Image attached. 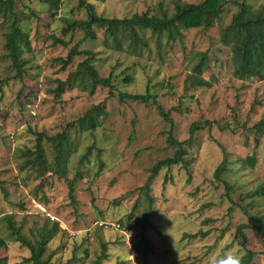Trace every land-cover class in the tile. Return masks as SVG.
I'll return each mask as SVG.
<instances>
[{
    "label": "rangeland",
    "instance_id": "obj_1",
    "mask_svg": "<svg viewBox=\"0 0 264 264\" xmlns=\"http://www.w3.org/2000/svg\"><path fill=\"white\" fill-rule=\"evenodd\" d=\"M84 1L82 6L80 0H62L59 7H53L43 0H17L16 8L31 43V50L24 54L28 63L23 78H12L16 71L7 57L0 29V79L10 78L0 92V236L7 237L2 218L8 214H14L19 224L26 220L24 231L29 236L30 229L47 217L56 218L64 231L48 246L54 264L69 261L75 248L78 259L74 264H92L104 241L109 257L102 264H226L230 255L242 257L245 250L235 241L236 227L251 221L248 214L264 213V197L248 196L264 184V135L251 129L264 117V81L233 76L230 50L219 41V26L182 30L181 40L173 46L164 44L160 51L156 36L150 30H140L148 43L143 56L114 47L112 39L106 41L104 28L92 26L94 37L86 36L81 27L69 29L72 22L89 18L88 4L94 5L99 16L129 18L145 12L160 15L162 10L172 14L178 0ZM251 2L259 5L264 0ZM236 11V5L227 4L223 24L229 23ZM55 38H63L69 45H55ZM75 45L95 53L93 64L102 76L113 74L115 95H109L110 88L99 86L95 94L69 88L59 101L55 99L52 90L56 80H66L88 57L77 55L62 70L57 58H66ZM198 52L207 53L209 68L204 75L212 85L187 89L185 80ZM125 70L132 77L131 83L124 80ZM148 90L166 111L172 110V122L161 116L153 100L149 104L119 101L118 92ZM104 100L108 117L102 126L93 132L69 130L78 152L69 161L67 177L72 179L82 172L75 183L73 204L67 181L49 172L39 177L29 167L22 170L20 166L34 155L21 156L19 150H35L37 135L33 131L55 135ZM205 120L210 123L205 124ZM194 122L200 124L187 155L190 173L181 165L162 169L148 194L144 185L152 166L174 154L175 148L168 142L171 132L178 140H186ZM90 146L94 149L89 159L79 165ZM43 147L53 160L55 152L46 139ZM252 155L255 166L247 162ZM100 161L104 162L102 169ZM222 162L225 170L218 180L215 171ZM224 181L234 187V202L226 196ZM150 196V220L155 226L145 231L152 246L146 259L135 255L121 231L93 226L95 221H122L138 242L143 222L133 223L150 210ZM206 220L209 223L203 224ZM91 226L92 239L86 232ZM223 229L227 231L220 237ZM77 230L80 233L74 234ZM199 230L209 234L184 237ZM246 236L248 248L258 252L253 264H264V238L251 228L246 229ZM1 253L9 264H26L22 261L30 254L13 240H8Z\"/></svg>",
    "mask_w": 264,
    "mask_h": 264
},
{
    "label": "trees",
    "instance_id": "obj_2",
    "mask_svg": "<svg viewBox=\"0 0 264 264\" xmlns=\"http://www.w3.org/2000/svg\"><path fill=\"white\" fill-rule=\"evenodd\" d=\"M49 2L51 6L59 7L62 0H43ZM82 6L85 5L84 0H80ZM236 5L237 11L232 15L231 21L223 24V14L227 8V4ZM17 0H0V29L3 30L5 37L4 48L7 57L12 62V67L16 71L12 78H23L26 71L27 58L24 54L31 50L29 38V30L26 29L21 15L17 11ZM89 18L87 20L74 21L69 25V29L78 27L86 30V36L94 37L92 26H98L105 29L108 38L115 42L117 49H126L129 53L144 55L145 48L148 46L145 36L140 33V30H150L156 36L159 51L165 45L173 46L177 40H181L182 30L191 28H213L219 26L220 36L219 41L229 47L230 64L233 76L240 80L257 79L264 81V3L254 5L251 0H202L200 3H190L187 1L178 0L175 4L174 12L169 14L166 10H162L160 15H150L149 12L143 14H134L129 18H107L99 16L95 13L94 5L88 4ZM61 43L69 45L68 41L63 38H55L54 44ZM126 45V48L124 47ZM87 54V58L78 64L75 71L70 72L66 80L57 79V85L52 90L56 100H60L64 93L69 88H78L82 91H88L90 94H95L99 86L110 88L109 95H115L116 84L114 83L113 74L105 77L102 76L98 68L93 64L95 53L91 50H80L77 45L73 46L67 57L57 58L61 62L62 70L73 63L75 57L81 54ZM196 61L191 72L185 80L187 89L210 87L211 81L205 78V72L209 68L208 56L206 52H198L194 57ZM128 70V69H127ZM124 80L131 83L132 77L127 74ZM212 77H214L212 75ZM10 81V78L0 79V92L3 91L4 85ZM35 93V92H33ZM37 94H33L36 96ZM119 101L124 102L128 99L138 100L145 104H149L152 100L158 104L157 96L152 94L150 90L146 93H127L118 92ZM1 101V96H0ZM158 110L162 117L169 122H172V110L166 111L165 108L158 104ZM175 111H181L180 107H175ZM108 111L106 100L99 104L91 106L77 120L72 121L65 129L55 135H48L45 132L33 131L37 135L35 150L21 148L20 155H34L32 159H27L20 166L22 170L28 167L39 173V177H44L45 173L57 175L59 178H64L69 185V195L73 204H76L74 187L82 172L79 170L74 178L67 177L68 164L73 154L78 152V146L70 135V128L76 129L78 132H93L106 121ZM204 123H210L205 120ZM200 122H194L190 129V136L186 140H178L174 133L171 132L168 142L169 145L175 148L172 156L158 160L151 168V174L144 185V188L150 193L154 180L159 175L160 171L165 168H171L174 165H181L190 173L189 163L187 158L189 154V146H192L196 141L195 131L199 127ZM224 130L225 127H222ZM253 132L257 135H264V117L261 118L253 128ZM43 139H46L54 149L53 160L46 156L43 147ZM94 146H90L84 153L78 164L83 165L89 159ZM100 152V150H99ZM247 162L251 166L256 165L255 155L248 156ZM101 169L104 162L100 161ZM225 170V163L222 162L215 171V177L221 180ZM189 182L191 179L189 178ZM226 186V196L232 202L231 194L234 187L227 181H224ZM249 197H264V184L248 193ZM153 198L150 196V210L144 216L137 220L134 224L143 222L141 236L138 242L134 241L132 250L135 255L143 256L145 259L149 256L152 246L149 239L145 235V231L155 225L150 220L151 205ZM242 207V206H241ZM246 212V208L242 207ZM232 211V210H231ZM249 223H242L236 227L235 241H237L245 253L242 255V264H253V261L258 252L248 248V239L246 229H256L261 237L264 238V213L260 215H250ZM133 214L130 215L132 218ZM5 228L7 229L5 236H0V264H9L7 258L2 256V249L8 246V240L19 242L23 247H26L30 252L29 256L24 257L23 263L26 264H54L52 262L53 252L49 253V243L64 229L61 228L59 221L51 220L47 217L45 221L34 229H30L31 236L24 231L26 220H22L19 224L14 214L5 215L2 218ZM254 221V222H253ZM132 222V221H130ZM125 227L124 223L120 222ZM204 223H209L206 220ZM227 229H223L220 237H223ZM94 232V230H93ZM209 232L199 230L196 233H185L184 237L196 239L199 236L205 237ZM87 237V236H86ZM88 238V237H87ZM101 253L92 262V264H102L109 257L108 243L102 242ZM77 248L74 249L73 257L59 264H74L77 261Z\"/></svg>",
    "mask_w": 264,
    "mask_h": 264
},
{
    "label": "built area",
    "instance_id": "obj_3",
    "mask_svg": "<svg viewBox=\"0 0 264 264\" xmlns=\"http://www.w3.org/2000/svg\"><path fill=\"white\" fill-rule=\"evenodd\" d=\"M52 219H56V218H52ZM93 226L95 227H100L101 229H114L117 231H121L123 233V235H125L126 237V242L128 244V246L132 249L134 247V240L133 238H131L128 230L122 226V224L120 222H109V221H95ZM93 226H91L90 228L86 229L87 235L88 237H90L91 239L93 238L94 232H93ZM76 233H80V230H77L74 232V234ZM130 237V240H129Z\"/></svg>",
    "mask_w": 264,
    "mask_h": 264
},
{
    "label": "clouds",
    "instance_id": "obj_4",
    "mask_svg": "<svg viewBox=\"0 0 264 264\" xmlns=\"http://www.w3.org/2000/svg\"><path fill=\"white\" fill-rule=\"evenodd\" d=\"M129 240H130V237H129ZM222 264H224V262H222ZM226 264H242V257L237 256V255H230Z\"/></svg>",
    "mask_w": 264,
    "mask_h": 264
}]
</instances>
